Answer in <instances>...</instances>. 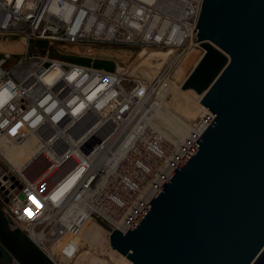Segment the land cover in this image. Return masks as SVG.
Returning <instances> with one entry per match:
<instances>
[{
    "label": "built area",
    "instance_id": "obj_1",
    "mask_svg": "<svg viewBox=\"0 0 264 264\" xmlns=\"http://www.w3.org/2000/svg\"><path fill=\"white\" fill-rule=\"evenodd\" d=\"M202 2L0 0V42L23 44L21 52L0 51V97L5 98L0 99V140L21 143L34 134L43 145L22 170L0 149V208L10 226L25 232L56 264L75 263L79 248L67 250L65 242L54 255L52 247L73 238L88 216L106 225L108 234L126 232L202 134L163 168L165 155L155 149L163 147L162 138L137 130L152 110L146 105L155 107L151 103L159 95H168L189 48L203 50L195 28ZM87 46L171 49L172 54L157 73H138L135 79L117 67L94 66L102 58L74 50ZM65 57H85L89 63ZM55 68L61 72L48 79ZM102 83L105 88L86 102ZM82 100L85 110L77 112ZM213 117L206 118L203 130ZM126 138L133 143L126 146ZM37 158L46 163L32 167ZM83 164L67 194L52 201L61 171Z\"/></svg>",
    "mask_w": 264,
    "mask_h": 264
},
{
    "label": "water",
    "instance_id": "obj_2",
    "mask_svg": "<svg viewBox=\"0 0 264 264\" xmlns=\"http://www.w3.org/2000/svg\"><path fill=\"white\" fill-rule=\"evenodd\" d=\"M195 28L204 53L181 89L214 117L109 244L131 264H264V0H203ZM4 251L56 264L0 208Z\"/></svg>",
    "mask_w": 264,
    "mask_h": 264
},
{
    "label": "bare ground",
    "instance_id": "obj_3",
    "mask_svg": "<svg viewBox=\"0 0 264 264\" xmlns=\"http://www.w3.org/2000/svg\"><path fill=\"white\" fill-rule=\"evenodd\" d=\"M192 47H191V49L189 48V51H187V53L185 55L184 63H182V65L179 66L178 68H176V70L174 72L175 81L171 84V87L168 91V95L171 94L172 92H175L176 89H181V85L183 84L184 80L187 78V76L185 75V67L190 62L195 60V53H194L195 51H194V48H192ZM74 50L76 52L84 54V55H94V56L96 55V56H98V58H102V59H106V60L111 59V58H116L119 56V54H118L119 52L117 53L115 50L110 49V48L91 47V46L88 47L87 46L85 48L75 47ZM0 51L21 52V51H23V44L19 41L18 42H0ZM130 51L125 52L124 59H128L131 57ZM171 54H172L171 49H167V50H163V49L162 50L161 49H149L148 50L146 48L139 49L137 51V54L135 55V56L140 57L138 62L136 64H130L127 67H124V66L122 67L120 65H117L118 72L128 73L129 75L133 76L135 79H138V73H140V74L144 73L148 76H151V75L157 73V71L160 69V66L162 65V63ZM122 58H123V56H122ZM196 62H197V60L195 61V63ZM60 72H61V70H59L57 68L51 70V72L48 75V79L59 75ZM104 88H105V83L99 84L96 87V89L93 90L89 94L88 98L85 101L86 102H87V100L90 101L93 97H95V95H99L98 94L99 91L104 89ZM182 91L185 94H187L190 98H192L194 101H196L201 106H203L200 103L201 95L196 94L191 89L182 90ZM166 98H167V96H165V95H163V96L159 95L158 98L156 100H154V102L151 103V105H153V103L156 104L155 107L149 106L147 104L146 107L152 108V110L150 112H146L145 117H143L141 122H139V124H138L140 127H137L138 131H140L139 128H141L143 130L147 129L148 131L152 130L153 132L158 134L162 138V140L164 141V143H163L164 148L161 146H159L161 149H158L157 146L155 148L156 151H161L165 155L166 161H164L162 163L163 168L166 166V164L168 162H172L175 159L177 160L178 156L179 155L181 156L187 150V148L190 146V144L196 139V135H198L200 132L203 131L204 126L208 123V121L212 115L210 113V111L205 106H203L202 107V114L200 115L203 118V120L200 123H196V124L194 122H192L191 128H190L188 134L180 142L175 143V142L169 140L166 136H164L161 133V131H159V129L153 125V118L155 117L156 113L161 109L163 102L165 101ZM0 99L5 100L4 97H0ZM84 107H85L84 100H82L79 103L78 107L76 108V111L80 112L82 110H85ZM207 117H209L208 120H206ZM139 121H140V119H139ZM38 139L39 138L37 135L31 134L28 136L27 139H25L21 143L9 144L7 142V140L5 138H3L0 140V149L3 153V155L5 156V158L17 170H22L24 168V166L26 165V163L30 162L33 155H35L37 152H39L40 148H42L43 145L40 143V141ZM126 139H127L126 140V143H127L126 146L131 145L133 143V141L129 140L128 138H126ZM165 148H167V149H165ZM38 163H40L39 167H41L46 162L43 158H42V160L37 158V160L34 161V163H32L31 165H32V167L33 166L36 167L38 165ZM84 169H85V164L77 165L76 167H69L67 170L61 171V176H62L61 180L58 183V185L55 188H53V190L51 192L52 201L56 202V201L60 200L63 196H65L67 194L68 190H70L71 186L74 184V182L79 177V175L83 172ZM157 176L158 175H154L153 177L157 178ZM154 188H155V186L150 187L149 190L147 189V198L149 197V192L152 193L154 191L153 190ZM53 197H55V198H53ZM91 220L94 223H96L94 221V219H92V217L88 216V217H86V219L82 223L78 233L73 238H69V239L61 241V243L57 242L56 244H54L52 247L53 254L55 255L57 252L60 253V251L63 250L62 244H64L65 242H67V246H66L67 250H71L73 248H77V249L79 248V250H80V248H82V246L79 245V243L75 240V238L80 234L83 227ZM38 234L41 235L39 232L35 233V235H38ZM110 251L112 253L117 252L116 250H114L112 248ZM118 254H119L118 258L120 260L124 261L125 264H131L130 261L125 256L121 255L120 253H118ZM100 257L90 253V251H88V250L82 251L80 254H78L77 259L75 260V264H108L104 259H102ZM82 258H83V260H85V262L81 261ZM81 262H83V263H81Z\"/></svg>",
    "mask_w": 264,
    "mask_h": 264
},
{
    "label": "rangeland",
    "instance_id": "obj_4",
    "mask_svg": "<svg viewBox=\"0 0 264 264\" xmlns=\"http://www.w3.org/2000/svg\"><path fill=\"white\" fill-rule=\"evenodd\" d=\"M116 47V48H115ZM111 48L115 50L119 56L111 59H96L100 62H110L113 64H104L105 69L113 70L117 67V65L127 67L130 64H136L140 57L135 56L137 54L138 49L123 47V46H115ZM119 48V49H118ZM122 48V49H121ZM194 48L195 60L190 62L185 67V75L188 76L192 69L198 62V59L204 53V50H200L198 47ZM191 49V48H190ZM131 50V51H130ZM130 51L131 57L128 59H124L125 52ZM189 51V50H188ZM123 56V58H122ZM68 60L88 64V59L85 57L81 59L73 58V57H65ZM197 62L195 63V61ZM117 61V62H116ZM116 62V63H115ZM123 63V64H122ZM126 64V65H125ZM97 64L94 63V66ZM131 78L133 76L129 75ZM202 107L199 103L190 98L187 94H185L182 89H176L175 92L167 95V98L163 102L161 109L156 113L153 118V125L161 131V133L166 136L169 140L178 143L180 142L189 132L191 128L192 122L195 124L199 122L200 115L202 114ZM1 207V206H0ZM2 208V207H1ZM94 223L92 220L89 221L81 230L80 234L75 238V240L79 243L82 248H80L78 254L82 251H90V253L104 259L108 264H125L124 261L118 258V253H112L110 244H109V234L106 225L100 223L97 218L94 217ZM94 252V253H93ZM110 253V254H109ZM98 254V255H97ZM114 256V257H113ZM7 258V260H6ZM119 261H118V260ZM81 261H84L83 258ZM83 263V262H81ZM0 264H17L10 255H3L0 259ZM75 264V263H74Z\"/></svg>",
    "mask_w": 264,
    "mask_h": 264
},
{
    "label": "trees",
    "instance_id": "obj_5",
    "mask_svg": "<svg viewBox=\"0 0 264 264\" xmlns=\"http://www.w3.org/2000/svg\"><path fill=\"white\" fill-rule=\"evenodd\" d=\"M79 54H81V53H79ZM82 55H84V54H82ZM97 65V67H104L105 65L104 64H110V65H112L113 66V64L112 63H110V62H100L99 60L98 61H96L95 62ZM104 65V66H103Z\"/></svg>",
    "mask_w": 264,
    "mask_h": 264
},
{
    "label": "flooded vegetation",
    "instance_id": "obj_6",
    "mask_svg": "<svg viewBox=\"0 0 264 264\" xmlns=\"http://www.w3.org/2000/svg\"><path fill=\"white\" fill-rule=\"evenodd\" d=\"M5 254L8 256V254L4 251V252H3V255H5ZM6 260H7V258H6Z\"/></svg>",
    "mask_w": 264,
    "mask_h": 264
},
{
    "label": "snow or ice",
    "instance_id": "obj_7",
    "mask_svg": "<svg viewBox=\"0 0 264 264\" xmlns=\"http://www.w3.org/2000/svg\"><path fill=\"white\" fill-rule=\"evenodd\" d=\"M53 198H55V197H53Z\"/></svg>",
    "mask_w": 264,
    "mask_h": 264
}]
</instances>
